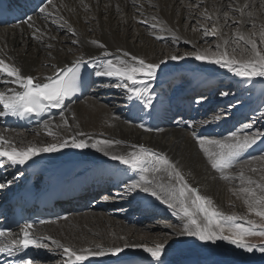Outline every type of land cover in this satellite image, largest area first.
Returning <instances> with one entry per match:
<instances>
[{"label": "bare ground", "instance_id": "bare-ground-1", "mask_svg": "<svg viewBox=\"0 0 264 264\" xmlns=\"http://www.w3.org/2000/svg\"><path fill=\"white\" fill-rule=\"evenodd\" d=\"M197 1L198 0H135L134 3L133 0H53L58 9V13L54 15L57 17L62 16L64 20H67L76 30L77 35L75 37L71 36L72 34L67 31V25L65 28L61 29L56 24L51 23V18L45 20L40 14H36L32 17L31 23L41 28V30L46 33L43 42L32 38L34 29L29 28L26 23H22L18 26H2L0 27V56L6 55V57L10 58L9 62H14L19 65L26 75H49L51 74V69L44 67L46 64L55 63L63 67L70 64L80 55H83L85 59L89 57L102 59L101 53L103 50L89 43V41L96 39L104 43L108 51L113 55L121 54L117 52L119 49L127 51L132 55L142 57L150 62L157 63L166 56L174 54L170 53L166 55L163 53L164 49L159 43L161 41L155 38L153 31L146 27L147 25L145 26V24L138 22L143 19V17L157 16L160 21H164L167 26L171 27L176 31L177 35L181 37L179 43H183V40L187 39L194 44L202 40V33L200 31L191 32L187 30L186 23L189 25L193 24L196 28L207 27L210 29H212L213 24H215L218 29L216 36L217 41L221 33L224 34L226 31L227 35L224 36V38H231L225 25V21L228 19L227 16L229 14L225 16V11L228 6H233L232 8L235 9L237 7L243 9L244 15L241 16L240 11H237L236 19H242L244 21L241 27L246 35L250 36V34L246 32V24L254 23L256 25H264V18L262 19V16H259V10H255L256 2L260 0H232V3L230 2L231 4H227L229 0H199V2L204 3L206 9L208 8V11L201 17L205 19L204 21L208 22L204 24L200 22V20H197L198 18H190V14H194V6L198 7ZM261 3L263 4L264 10V0H261ZM141 5H143V7H140ZM245 5H247V7H245ZM138 8L139 11L137 10ZM249 12L252 13V16H248ZM141 13H143V17ZM206 14L211 16L209 20H212V23L207 20ZM185 20H189V22L184 23ZM63 22V20L60 21V23ZM156 34H160L159 30H157ZM164 35L169 37V39H167L168 44L172 45L170 34L164 33ZM53 36L56 37V39H50V37ZM73 39H79L81 43L74 45L71 42ZM46 43H52L54 45L51 51L55 59L47 56L48 50L44 47ZM175 45L177 46V44ZM189 45L192 47V44ZM69 49H72V51L69 52ZM190 61L195 60H169L166 64L161 66V69L158 70L157 78L153 82L152 91L154 93V101L151 108L145 109L137 102L128 101L125 92L121 88H112L111 86L105 87L104 85H108V81L106 82L107 77H99L94 87L95 89L93 90V96L85 97L81 101L70 105L64 110L65 114L68 117L69 123L73 126L74 131H83L95 138L119 139L124 141L125 145L143 144L148 148L166 153L173 161L179 162V166L185 175L188 176L193 186L198 187L203 194L211 197L218 208L225 213L231 214L230 206H232L233 209H235L233 213L245 215V213H247V207L243 204V200L238 199L233 195L232 191H230V189L236 187L229 184V182L221 180L218 174L211 169L203 153L200 151L198 144L191 135L193 129L192 127H188L189 121L187 122L184 120L182 116L176 119L171 114L172 103L174 100H179L180 95L186 90L178 88L180 92L177 90V93L171 92L168 96L163 95L162 90H159L160 87L167 86L170 81L176 77L175 74H179L181 73L180 71L185 70V68H179V63H189ZM198 63L204 67L215 66L201 62ZM95 67H98V65H95ZM186 73L185 74L189 78L193 79L192 82H196L201 76L204 80L207 77L206 81L209 82L218 78L231 79V77H222L220 74L205 75ZM235 78L243 82L244 86L242 83H239L242 84V87H253V82L249 83L239 77ZM230 83L231 85L228 86H233L235 84L233 83L232 85V82ZM199 87L200 88H195V86H193L192 89H190V93L188 94L190 95V99L196 100L198 94H200L198 97L203 96V93L207 90L205 88L206 85H200ZM4 89L5 86L0 84V91ZM114 91L118 92L119 95L124 96L126 99L123 106L126 105V103H131L137 107V111H142L145 115L141 116L137 121H133L132 117L129 115L120 114L118 111V106H121L120 104L122 102L118 100L121 99L120 97H116L117 102L113 104L106 101V98L112 100V98L115 97L112 96ZM262 93L264 92L262 91ZM101 94L104 96H101ZM180 100L185 102L183 99ZM213 103L214 102L210 101V99H206L202 106L196 104L193 113L197 115V118L191 122H195L194 127L198 134L203 133L204 135L221 137L227 134L225 130L223 131L225 128L224 125L221 129H217L216 124H218V121L211 123L207 127H204L202 124L205 120H212L213 116L210 115L209 112L219 108ZM208 104H210L211 108L209 111H206V105ZM0 110H2V105H0ZM73 113L75 114L74 120L72 116ZM234 113H237V111ZM149 116L155 118L158 122L157 127L153 129V131H145L143 128L139 127L140 124H143L151 128L150 124L152 120L148 119ZM53 120L59 123L60 116ZM225 121L226 124L228 119H225ZM232 124L233 123L229 125L231 129L233 127ZM76 125H79V127L76 128ZM214 125H216V128H214ZM0 127V134L17 142L22 141L25 144L28 142H54L52 137L47 136L40 126L24 132L28 133L32 132L34 129H39L43 134L38 137V134L26 137L23 133H10L4 124L0 125ZM156 129H160V131ZM15 131L23 130H12V132ZM64 134L70 135L71 133ZM258 145L264 148V143L258 141L256 145L248 149L243 159L246 158L247 160L250 156L259 157L258 155L260 154H258V152L261 150L257 151V153L253 151V148ZM70 160H74V164L66 165V162ZM79 162H85L80 171L75 170L80 166ZM36 163L42 164L39 173V179L41 181L52 179L57 175H63L71 177L73 180L75 178L82 179L86 183H94V176L102 173L105 175V178H111L115 182V185H123L127 182L129 177H133V173L131 172L125 174L123 165L110 160L108 157L103 156L102 153H98L93 149L80 150L69 147L58 152L41 154L29 161L25 166L0 167V177H3L0 183L13 181L11 186L0 189V197L5 195L8 191L22 186L24 184L26 170L32 169L33 171ZM260 164V161L252 162L253 166L259 167ZM240 167H244L245 171H247L248 165L238 166L239 170ZM189 173L190 176L188 175ZM49 181L50 180H48L47 183ZM232 183L236 186L238 185L237 181H233ZM105 196L108 195L104 194L102 199H104ZM135 197L136 201L141 203L142 207L148 208L150 205L152 207L155 205L151 203L154 198L146 197L144 194L135 195ZM110 201H102L100 204L101 206H99L100 208L91 209L101 210L105 205L107 214L106 212H91L89 210L84 213L71 215L67 217L66 220L63 219L64 221H60L57 224L49 223L50 225L45 224L43 227L37 226L35 229H37L40 234L50 235L64 244H71L75 247L86 246L93 242L101 243L106 246H119L124 243L119 237H125L129 243H148L149 246H151L154 241L165 242L167 250L164 251L161 257L164 264H183L182 260L184 256H189V259L197 260L200 264H223L225 261H232L234 257H238V255L233 256L234 253L229 250L233 245L227 244L226 242L218 241L211 249H208L207 247L208 245H212L211 243L201 242L194 237L173 236L170 238V236L166 235L167 233L162 230L165 228L169 230V233L173 231L174 227H166L168 223L161 224V226H159V231L152 233L150 230L151 226L141 225L140 222H137L138 220H128L127 218L128 221L123 219L120 220L117 218L119 214L116 204L114 201ZM153 212H158L157 214L163 216L166 213L171 214L166 205L160 204L159 202L156 204V209H154ZM175 229L178 230L179 228ZM19 231L20 229L14 232L18 233ZM46 242L50 244V242ZM34 250L38 256V263H43L46 259L54 255V253L50 254L44 249L37 250L34 248ZM56 252L59 254L58 251ZM60 259L61 256L59 254L57 261L53 264H57ZM95 259L98 261V264H122L130 259H133L137 264H153L149 254L144 253L142 249L138 248L125 249L124 252L117 256L109 255Z\"/></svg>", "mask_w": 264, "mask_h": 264}, {"label": "snow or ice", "instance_id": "snow-or-ice-1", "mask_svg": "<svg viewBox=\"0 0 264 264\" xmlns=\"http://www.w3.org/2000/svg\"><path fill=\"white\" fill-rule=\"evenodd\" d=\"M133 2L135 3V0ZM137 10L139 11V8ZM234 10L240 11L241 16L244 15L243 9L237 7ZM38 12L45 20L51 18V23L61 29L67 25V31L74 37L77 35L76 30L67 20H64L62 16L54 15L58 13V9L53 0H46V2L42 0ZM141 16L143 17V13ZM248 16H252V13L249 12ZM206 18L211 19V16L206 14ZM32 19L31 16H28L22 23H26L29 28L34 29L33 39L43 42L46 33L31 23ZM61 20L64 22L60 23ZM138 22L147 25L157 40L169 39L164 35V33H168L172 44H178L181 41V37L177 35L176 31L167 26L164 21H160L155 15L143 17ZM232 23L236 25L233 37L231 39L224 38V34L221 33L218 41L207 39L209 36H217L218 29L215 24L212 29L194 27V31L202 32V36L205 38L204 42L209 45L207 48L197 47L196 44L184 39V44H192L191 51L166 56L157 63L119 49L117 52L121 54L113 55L104 43L96 39L89 43L103 50L102 59L97 57L85 59L83 55H80L63 67L55 63L46 64L44 67L51 69L49 75H26L19 65L9 62L10 58L6 55L0 56V84L5 86V89L0 91V105H2L0 117L14 116L19 119L33 116L43 117L52 109L60 110L59 123L50 117L42 120L40 124L46 135L52 137L54 142H28L25 144L0 134V167L25 166L41 154L54 153L69 147L80 150L93 149L123 165L125 174L133 173V177H129L123 184L125 195H132L134 198L135 195L144 194L146 197L154 198V201L166 205L172 216L179 221L178 230L171 224L166 225L168 228H173L170 235L194 237L201 242L213 245L222 241L247 253L258 251L264 254V242L253 243L248 239L249 237H258L264 241V155L243 159L248 149L256 145L258 141L264 142V133L257 131L255 134H248L245 131L252 128L251 123H244L240 128L221 137L198 134L194 127L195 122H189L188 127H192L193 139L219 178L229 183L238 182V187L232 188L230 191L238 199L243 200L249 214L260 218L259 223L249 219L248 215L228 214L218 208L211 197L203 194L198 187L193 186L179 166V162L173 161L166 153L148 148L143 144L125 145V142L119 139L95 138L83 131H74L64 111L68 107L66 101H71L79 91L82 68L89 62L98 65L94 70L95 76L107 77L116 81L113 85H104L105 87L121 88L128 101L137 102L145 109L153 106V82L157 78L158 70L169 60L192 59L216 65L249 83L257 79L264 80V47H258L257 40L244 33L241 27L244 24L242 19L233 20ZM225 25L228 26L227 20ZM252 27L255 28L256 25L253 23ZM261 27L259 44L264 45V25ZM157 30L160 34H156ZM50 39L54 40L56 37L53 36ZM71 42L74 45L81 43L79 39H73ZM44 47L48 50L47 56L55 59L51 51L54 45L46 43ZM71 51L72 49H69V52ZM220 95L228 96L230 93L221 92ZM206 99L207 97L201 96L195 102L200 104ZM232 107L234 105L230 104L228 110ZM225 115H227V110ZM260 115L264 117V109L261 110ZM72 116L74 120L75 114L73 113ZM221 118L217 114L212 117V120H205L202 124L207 127ZM78 127L79 125H76V128ZM139 127L145 131H153L143 124H140ZM156 130L160 131V129ZM64 133L71 134L65 135ZM253 161H260V166H253ZM245 164L248 165L247 171L244 167H240L238 175L233 174L232 169ZM188 175L190 176V173ZM12 183L13 181L0 183V189L11 186ZM116 195L120 196L121 194L116 193ZM104 199L108 200L109 197L105 196ZM62 219L66 220L67 216ZM46 223H52V221H39L41 225ZM19 227L18 233L10 229H0V253L16 256L31 247L37 250L58 251L61 259L57 264H98L95 258L117 256L125 249L138 248L149 254L153 264H164L161 257L166 248L165 242L154 241L149 246L148 243H129L125 237H119L124 241L119 246H106L93 242L86 246L75 247L71 244H64L50 235L40 234L32 221L26 220ZM46 241L50 242L54 248H50V244ZM19 264H37V261L35 258H21Z\"/></svg>", "mask_w": 264, "mask_h": 264}, {"label": "rangeland", "instance_id": "rangeland-1", "mask_svg": "<svg viewBox=\"0 0 264 264\" xmlns=\"http://www.w3.org/2000/svg\"><path fill=\"white\" fill-rule=\"evenodd\" d=\"M230 2L232 3V0L231 1L229 0V3L227 2V4H231ZM196 3H197L198 7L194 6V8H195L193 10L194 14L191 13L190 18L191 17L198 18L197 20H200V22H203V24H204L207 21H204L205 19L201 18V17L203 16V14H205L208 11V8L206 9L204 7V3L199 2V0ZM259 3H261V0L256 2L255 10L256 11L259 10L258 11V12H260L259 16L261 15L262 19H263L264 18V10H263V6H262L263 4L262 3L259 4ZM232 7L233 6H228L226 8V11H225L227 14L229 13L227 16L228 17V19H227L228 27L226 26V28L228 29V34L230 35L231 38L233 37V33L236 30V25L233 24L232 21L237 20L236 19L237 18V11L234 10L235 8H232ZM258 7H260V8H258ZM207 20L212 23V20H209V19H207ZM186 22H189V20L184 21V23H186ZM185 25H187V27H186L187 30L194 32L193 28L195 26L193 24L189 25L186 23ZM199 26H201V25H199ZM199 26H197V27H199ZM261 26H262V24H259V25H256L255 28H253L252 24H246V32L248 34H250V36L253 39L257 40L258 47H264V45L259 44V41L261 39L260 32L262 31ZM146 27H148V26H146ZM201 28H203V27H201ZM208 29H210V28H208ZM226 35H227V31L224 32V36H226ZM207 39L208 40H217L216 37H212V36H209ZM204 40H205V38L202 36V40H200L196 43L197 47L199 46L201 48H207L209 45H208V43H205ZM160 41L161 42H159V43H160V45H162V48L164 49L163 53L166 55L170 54V53H172V54H183L186 51L192 50V47L189 44L179 43L176 46L175 44L169 45L168 40H160ZM213 47H214V45H213ZM237 55L239 56L238 53H237ZM179 68H185L184 71H180L183 73L188 72V73H193V74H205V75L220 74V76H222V77H231V79L230 78L221 79V81L219 82L222 84L221 90H218L217 86L212 85L203 94V96L207 97V99H210V101L214 102L213 104H216L215 105L216 107H219L215 111L209 112L210 115H212V116L219 114L222 117L217 122L218 123V124H216L217 126L214 125V128L217 127V129H221L222 126L224 125L225 128L223 129V131L225 130L228 133L232 130L240 128V126L244 123H251L252 128L245 130L248 134H255L257 131L264 133V117H261V115H260L261 110L264 109V95H262V94H264V93H262V91L264 92V87H263L264 86V80L257 79L255 81H253V87L254 88L251 86L246 88V87H242L243 82L241 80H237L235 77H233V75L231 73H228L226 69H221L216 65L212 66V67H204V66L200 65L198 62L190 61L189 63H179ZM214 70H218V71H214ZM183 73H180L177 75V76H179L178 77V82L180 84L179 86L182 88L186 84V82H182L183 79L181 77H182ZM222 73H224V74H222ZM228 74L231 76H229ZM206 79H207V77H206ZM107 81L106 82L108 83V85H113L116 82L113 79H111V80L108 79ZM228 82H232V85H233V83H235V84L233 86H228V85H231V83H228ZM239 83H242V84H239ZM243 86H244V84H243ZM213 87H216V88L213 89ZM112 88H116V87H112ZM221 92H229L230 95L221 96L220 95ZM101 96H104V95L101 94ZM112 96H115V97L112 98ZM112 96H111L112 100L106 98V101H108V103L110 102L111 104H113V103L117 102L116 97L121 98V95H119L118 92H115V91H114V94ZM118 100H120V99H118ZM230 103H231V105H234V107H232L230 110H228V106L230 105ZM123 104H124V102L123 103L121 102L120 105L123 106ZM121 106H118V110H121ZM220 106H221V108H220ZM210 108H211L210 104L206 105V111L210 110ZM226 110H227V115H225ZM235 111H237V113H234ZM245 111H246V113L244 114ZM225 119H228V122L226 124H225V122H226ZM231 122L234 123L236 127L234 126V124H232V126H233L232 129H231V126L227 127L229 125V123H231ZM34 130L32 132H28V133H24L25 131H15V132H12V130H8V131L10 133H16V134L17 133H23L26 137L35 136L36 134H38L37 135V137H38L39 135L43 134V132L40 131L39 129H34ZM241 134H243V133H241ZM262 143H264V142H262ZM259 150H261V151H259ZM253 151L256 153H257V151H259L258 154H260V155H258V156L264 155V148H262L259 145L256 146L255 148H253ZM256 153H254V154H256ZM244 160H246V158H244ZM232 172H233V174H238L239 173L238 166L236 168L232 169ZM229 184H232L234 187H238V185L236 186L233 183H229ZM113 193H120L121 195L120 196L112 195V196H109L108 200L103 199V201H106V202H108L110 200L114 201V203L116 204V208L118 209V214L120 215V216L118 215L117 218H119L120 220L123 219V220L128 221L125 217H123V214L125 215L128 213V211H129L128 208H134L133 211H136L134 219L138 220L137 221L138 223L140 221L141 225L151 226L150 230L152 233L158 232L159 226H161V224L163 225V223H165V224L168 223V224L173 225L174 228H179V221H177L176 218L172 216V214L166 213L163 216L161 214H157L158 212H151L147 209L142 210L140 212H137V210H136V208L138 207L137 202L133 201V200H136L135 196L133 198L132 195H125L124 189L119 190V191H114ZM151 203L155 204V205H153L154 206L153 208L156 209V204H158V202L153 200ZM103 207L104 208L101 210L97 209V210H90V211L91 212L92 211H95V212L100 211V212H104V213L106 212V214H107V211L105 210V205ZM234 210L235 209H233V207L230 206V213L231 214L233 213ZM150 214L158 215L157 216L158 218L156 216L150 215ZM245 215H248L249 219L255 220L259 223V219H260L259 217H256L253 214H249L248 212L245 213ZM121 216H122V218H121ZM58 222L50 223V224H57ZM61 224H64V223H61ZM35 228H37V227H35ZM162 230L165 231V233H167L168 236H170V238L173 237V235H170L171 232L169 233V230H166L165 228H163ZM248 239L253 243L264 242L261 240V238H258V237H249ZM212 246H213V244L208 245L207 248L211 249ZM50 248H53V246L50 245ZM44 250L50 254L54 253V255L51 258L46 259L43 263L39 262L38 264H46V263L47 264H53L55 261H57V257H59V254H57L56 251H49L46 249H44ZM166 250H167V248L165 249V251ZM229 250L234 253L233 256L238 255V257H234L232 261H225V262H223V264H264V254H261L258 251L254 252V253H247L241 249L235 248V246H232L231 248H229ZM182 263L183 264H200V262L197 260L189 259V256H184Z\"/></svg>", "mask_w": 264, "mask_h": 264}]
</instances>
